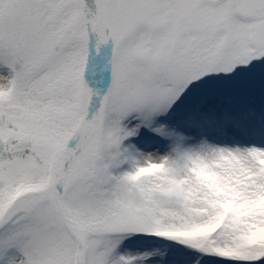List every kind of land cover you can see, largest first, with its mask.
Listing matches in <instances>:
<instances>
[{"label":"snow or ice","instance_id":"6c2138e0","mask_svg":"<svg viewBox=\"0 0 264 264\" xmlns=\"http://www.w3.org/2000/svg\"><path fill=\"white\" fill-rule=\"evenodd\" d=\"M0 264H264V0H0Z\"/></svg>","mask_w":264,"mask_h":264}]
</instances>
